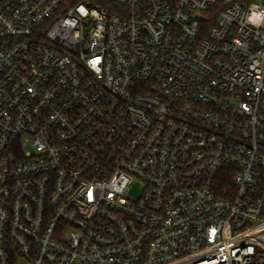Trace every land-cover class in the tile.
Listing matches in <instances>:
<instances>
[{
  "label": "built area",
  "instance_id": "1",
  "mask_svg": "<svg viewBox=\"0 0 264 264\" xmlns=\"http://www.w3.org/2000/svg\"><path fill=\"white\" fill-rule=\"evenodd\" d=\"M0 264H264V6L0 0Z\"/></svg>",
  "mask_w": 264,
  "mask_h": 264
},
{
  "label": "rangeland",
  "instance_id": "2",
  "mask_svg": "<svg viewBox=\"0 0 264 264\" xmlns=\"http://www.w3.org/2000/svg\"><path fill=\"white\" fill-rule=\"evenodd\" d=\"M253 2L264 6V0H253ZM131 196H136V193L133 192Z\"/></svg>",
  "mask_w": 264,
  "mask_h": 264
}]
</instances>
